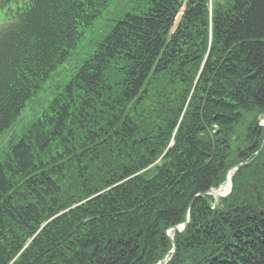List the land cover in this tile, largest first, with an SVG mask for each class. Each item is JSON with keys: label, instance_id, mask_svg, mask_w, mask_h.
Masks as SVG:
<instances>
[{"label": "trees", "instance_id": "1", "mask_svg": "<svg viewBox=\"0 0 264 264\" xmlns=\"http://www.w3.org/2000/svg\"><path fill=\"white\" fill-rule=\"evenodd\" d=\"M109 2L1 153L0 264H156L186 213L165 264H264V0H0V134Z\"/></svg>", "mask_w": 264, "mask_h": 264}, {"label": "rangeland", "instance_id": "2", "mask_svg": "<svg viewBox=\"0 0 264 264\" xmlns=\"http://www.w3.org/2000/svg\"><path fill=\"white\" fill-rule=\"evenodd\" d=\"M214 1L215 0H211V4ZM136 3L138 2H128V11L130 6L135 5ZM124 5L125 4H123V2H109L107 11H103L102 14L93 22L92 27L86 30L85 38L77 44L72 58L63 64L58 65L56 70L51 74L50 78L41 85L36 94L33 95L26 103L25 107L21 110L16 123L9 130L4 131L0 135V155L7 141L10 139V135H20L29 125H31L33 121L37 119V117L41 115L42 111H44L48 105V102L57 92L61 90L62 86L66 83L75 69V65L79 64L89 52L90 48L88 46V41L91 35L101 31L104 33L109 29L108 25L112 22L108 12H113L117 8ZM0 18V23L5 21V18L1 15ZM262 123L263 121L261 120L260 124Z\"/></svg>", "mask_w": 264, "mask_h": 264}, {"label": "water", "instance_id": "3", "mask_svg": "<svg viewBox=\"0 0 264 264\" xmlns=\"http://www.w3.org/2000/svg\"><path fill=\"white\" fill-rule=\"evenodd\" d=\"M261 147H262V145L259 147V150L261 149ZM259 150H258V151H259ZM240 165H241V164H238L237 166L234 167V169L238 168ZM228 171H229V170H228ZM218 190H219V187H217V188H212V189H209L207 193H210V194L215 195V194L217 193ZM260 213H261V214H264L263 211H261ZM252 217H254V215H252ZM186 222H187V216L185 217V221H184V223L180 226V228L173 227L172 229L180 231V230H182V229L185 227ZM170 240H172L171 237H170ZM173 251H174V249H172V250L169 251L167 254H165V255L163 256V258H162L157 264H162V263H164V262L169 258V256L172 255Z\"/></svg>", "mask_w": 264, "mask_h": 264}, {"label": "bare ground", "instance_id": "4", "mask_svg": "<svg viewBox=\"0 0 264 264\" xmlns=\"http://www.w3.org/2000/svg\"><path fill=\"white\" fill-rule=\"evenodd\" d=\"M230 178H231V172H228L225 175L224 183H222V185L220 186V188L216 194L217 196L224 195L228 191L229 185H230ZM170 233H171V230L168 231V234H170Z\"/></svg>", "mask_w": 264, "mask_h": 264}]
</instances>
